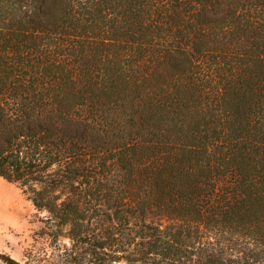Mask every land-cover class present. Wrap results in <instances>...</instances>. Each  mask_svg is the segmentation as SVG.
Masks as SVG:
<instances>
[{"label": "trees", "instance_id": "16d2710c", "mask_svg": "<svg viewBox=\"0 0 264 264\" xmlns=\"http://www.w3.org/2000/svg\"><path fill=\"white\" fill-rule=\"evenodd\" d=\"M0 178L24 264H264V0H0Z\"/></svg>", "mask_w": 264, "mask_h": 264}, {"label": "rangeland", "instance_id": "374dc122", "mask_svg": "<svg viewBox=\"0 0 264 264\" xmlns=\"http://www.w3.org/2000/svg\"><path fill=\"white\" fill-rule=\"evenodd\" d=\"M36 216L21 191L0 178V254L25 263V251L33 246L32 233L40 226Z\"/></svg>", "mask_w": 264, "mask_h": 264}]
</instances>
